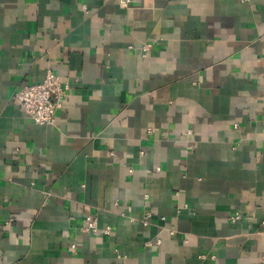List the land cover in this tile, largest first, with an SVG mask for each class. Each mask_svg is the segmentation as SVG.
<instances>
[{"label":"crops","instance_id":"1","mask_svg":"<svg viewBox=\"0 0 264 264\" xmlns=\"http://www.w3.org/2000/svg\"><path fill=\"white\" fill-rule=\"evenodd\" d=\"M0 264H264V0H0Z\"/></svg>","mask_w":264,"mask_h":264},{"label":"built area","instance_id":"2","mask_svg":"<svg viewBox=\"0 0 264 264\" xmlns=\"http://www.w3.org/2000/svg\"><path fill=\"white\" fill-rule=\"evenodd\" d=\"M119 1L124 5H131L136 0ZM145 50H147V47ZM69 87L70 83L68 81H63L59 75L52 70H48L42 81L24 84L17 88L12 95V100L18 102L26 116L34 122L53 125L56 121V112L62 106ZM239 217L240 211H236L231 218L236 220ZM85 220L83 230L98 234L96 218L87 216ZM110 230V227L106 226L101 233L109 234ZM201 256L204 257V255Z\"/></svg>","mask_w":264,"mask_h":264}]
</instances>
